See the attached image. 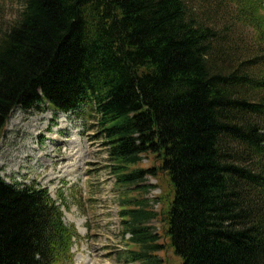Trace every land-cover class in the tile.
I'll use <instances>...</instances> for the list:
<instances>
[{
    "label": "trees",
    "instance_id": "1",
    "mask_svg": "<svg viewBox=\"0 0 264 264\" xmlns=\"http://www.w3.org/2000/svg\"><path fill=\"white\" fill-rule=\"evenodd\" d=\"M46 105L96 114L120 263L264 264V0H23L0 30V144ZM75 238L47 190L0 172V264H74Z\"/></svg>",
    "mask_w": 264,
    "mask_h": 264
},
{
    "label": "rangeland",
    "instance_id": "2",
    "mask_svg": "<svg viewBox=\"0 0 264 264\" xmlns=\"http://www.w3.org/2000/svg\"><path fill=\"white\" fill-rule=\"evenodd\" d=\"M22 9L23 0H0V30L15 22ZM235 30L247 40L253 39L251 29L239 26ZM252 47L257 52L254 43ZM100 131L96 114L86 106L77 114H63L46 105L39 110H14L0 144L2 178L8 184L47 189L62 208L67 226L76 230L79 237L73 249L74 264H123L120 252L125 251L126 245L122 238V191L111 173ZM55 136L58 139H52ZM73 165H77L76 172L68 177L66 172ZM152 165L151 160L144 159L141 168ZM158 185L156 180L148 179L146 186L155 188L146 200L156 212H161L163 206L153 203L162 195ZM77 220L82 222L80 226ZM168 260L170 264L182 263L174 250Z\"/></svg>",
    "mask_w": 264,
    "mask_h": 264
},
{
    "label": "bare ground",
    "instance_id": "3",
    "mask_svg": "<svg viewBox=\"0 0 264 264\" xmlns=\"http://www.w3.org/2000/svg\"><path fill=\"white\" fill-rule=\"evenodd\" d=\"M62 117H64V116H62ZM63 119V118H62ZM39 129V128H38ZM58 139L56 136L55 137H52V139ZM55 139V140H56ZM78 158V161H80V158H81V156H78L77 157ZM81 162V161H80ZM80 162H78V163H80ZM81 165V164H80ZM73 167V168H72ZM70 169V172L68 171V172H66V174L68 175V177L69 176H71V175H73V173H75L76 172V170L75 169H77L76 167H77V165L75 166V165H73ZM78 221V220H77ZM82 224V222L81 221H78V225L80 226ZM82 259V257L80 256L79 257V260H81Z\"/></svg>",
    "mask_w": 264,
    "mask_h": 264
}]
</instances>
